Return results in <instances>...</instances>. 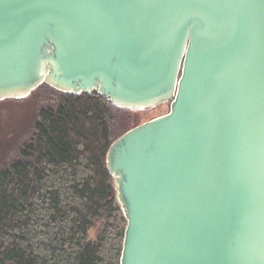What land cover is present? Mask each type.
Returning <instances> with one entry per match:
<instances>
[{
  "label": "water",
  "instance_id": "obj_1",
  "mask_svg": "<svg viewBox=\"0 0 264 264\" xmlns=\"http://www.w3.org/2000/svg\"><path fill=\"white\" fill-rule=\"evenodd\" d=\"M42 85L169 103L107 152L120 264H264V0H0V101Z\"/></svg>",
  "mask_w": 264,
  "mask_h": 264
},
{
  "label": "trees",
  "instance_id": "obj_2",
  "mask_svg": "<svg viewBox=\"0 0 264 264\" xmlns=\"http://www.w3.org/2000/svg\"><path fill=\"white\" fill-rule=\"evenodd\" d=\"M29 97L42 99L30 132L0 161V264H120L127 222L106 156L150 110L48 85Z\"/></svg>",
  "mask_w": 264,
  "mask_h": 264
},
{
  "label": "rangeland",
  "instance_id": "obj_3",
  "mask_svg": "<svg viewBox=\"0 0 264 264\" xmlns=\"http://www.w3.org/2000/svg\"><path fill=\"white\" fill-rule=\"evenodd\" d=\"M31 93L22 99L0 101V161L12 157L24 136L30 132L39 104L42 102L41 98L31 99L29 97ZM166 105L163 103L149 109L148 116L152 119L165 114Z\"/></svg>",
  "mask_w": 264,
  "mask_h": 264
}]
</instances>
